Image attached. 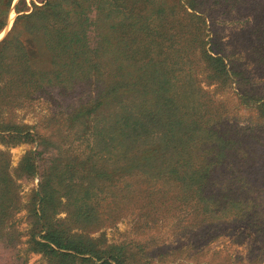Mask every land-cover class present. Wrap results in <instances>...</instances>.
<instances>
[{"label":"trees","instance_id":"trees-1","mask_svg":"<svg viewBox=\"0 0 264 264\" xmlns=\"http://www.w3.org/2000/svg\"><path fill=\"white\" fill-rule=\"evenodd\" d=\"M14 1L0 0V33ZM232 2L34 0L31 9L18 2L0 42V146L38 148L15 174L0 149V264H26L30 253L49 264H148L145 246L108 243L105 230L138 206L145 219L135 230L144 231L174 203L189 210L200 239L238 221L264 246V98H240L258 113L248 133L205 89L231 85L235 72L219 34L206 36L203 9ZM263 13L251 48L264 74ZM41 98L67 110L70 155L5 116ZM36 176L23 249L8 219L21 204L17 180Z\"/></svg>","mask_w":264,"mask_h":264},{"label":"rangeland","instance_id":"rangeland-1","mask_svg":"<svg viewBox=\"0 0 264 264\" xmlns=\"http://www.w3.org/2000/svg\"><path fill=\"white\" fill-rule=\"evenodd\" d=\"M20 0H15L10 11L9 21L12 24L0 33V42L11 31L18 15L16 6ZM34 0H26L28 7L32 8ZM229 5H214L203 9L206 16V36L215 32L219 34L227 54V63L235 72L231 85L223 89L216 85L206 86L214 101L225 105L228 119L240 128H246L251 133L256 127L258 113L254 105L240 102L246 94H254L258 100L264 98V74L256 65L260 61L256 50L258 40L254 31L260 25L258 18L264 0H234ZM40 5V3L36 2ZM264 15V13H263ZM207 38V37H206ZM249 39V40H248ZM252 41V42H251ZM255 41V43H254ZM199 69V68H198ZM197 69L199 74L201 71ZM199 77L201 75L199 74ZM67 110H63L53 100L44 98L34 101L25 100L23 104L6 110L5 116L13 122L31 127L30 132H39L42 136L50 137L57 142L50 148L55 154L67 153L70 155V129L66 131ZM67 134L69 137L66 138ZM38 140V139H37ZM38 142L24 143L18 146L4 147L10 155L11 172L15 174L21 158L30 151H36ZM264 183V180L261 181ZM18 193L21 204L8 219L22 232L21 248H26L28 239V226L26 206L29 195L37 189L39 176L34 178H19L17 180ZM264 204V201H263ZM158 224H152L144 231L135 230L136 221L145 219L138 206H132L124 213H128L113 228L105 230L108 243L134 242L146 247L145 258L148 264H264V246L256 237L255 231L246 223L238 221L227 223L218 230L212 231L207 237L200 239L192 229L193 218L186 208L179 203L170 207H162ZM64 216V215H60ZM248 222V221H247ZM264 223V217L260 220ZM198 238L197 240H195ZM26 264H49L48 260L40 254L30 253Z\"/></svg>","mask_w":264,"mask_h":264},{"label":"bare ground","instance_id":"bare-ground-1","mask_svg":"<svg viewBox=\"0 0 264 264\" xmlns=\"http://www.w3.org/2000/svg\"><path fill=\"white\" fill-rule=\"evenodd\" d=\"M9 24L11 25V24H12V21H10V23H9ZM9 24H8V27L10 26ZM2 34H3V33H2ZM2 34H0V36H2Z\"/></svg>","mask_w":264,"mask_h":264},{"label":"water","instance_id":"water-1","mask_svg":"<svg viewBox=\"0 0 264 264\" xmlns=\"http://www.w3.org/2000/svg\"><path fill=\"white\" fill-rule=\"evenodd\" d=\"M8 21H9V19H8Z\"/></svg>","mask_w":264,"mask_h":264}]
</instances>
